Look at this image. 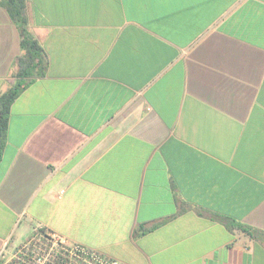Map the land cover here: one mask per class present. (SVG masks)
Returning a JSON list of instances; mask_svg holds the SVG:
<instances>
[{
  "label": "crops",
  "instance_id": "crops-1",
  "mask_svg": "<svg viewBox=\"0 0 264 264\" xmlns=\"http://www.w3.org/2000/svg\"><path fill=\"white\" fill-rule=\"evenodd\" d=\"M24 1L43 73L9 108L0 250L44 227L125 264H264V0ZM20 39L0 6V95Z\"/></svg>",
  "mask_w": 264,
  "mask_h": 264
},
{
  "label": "built area",
  "instance_id": "built-area-1",
  "mask_svg": "<svg viewBox=\"0 0 264 264\" xmlns=\"http://www.w3.org/2000/svg\"><path fill=\"white\" fill-rule=\"evenodd\" d=\"M0 264H125L67 240L44 227L34 228L19 245L0 250Z\"/></svg>",
  "mask_w": 264,
  "mask_h": 264
},
{
  "label": "trees",
  "instance_id": "trees-1",
  "mask_svg": "<svg viewBox=\"0 0 264 264\" xmlns=\"http://www.w3.org/2000/svg\"><path fill=\"white\" fill-rule=\"evenodd\" d=\"M24 5V0H0V6L18 28L21 38L20 48L24 52V55L18 60V70L15 74L16 80L13 87L0 95V151L5 140L11 103L33 77L43 73L42 49L27 31ZM234 226L247 232L238 224H234Z\"/></svg>",
  "mask_w": 264,
  "mask_h": 264
}]
</instances>
